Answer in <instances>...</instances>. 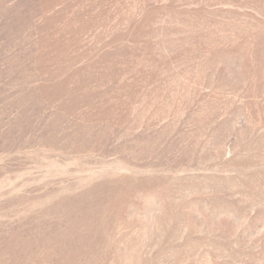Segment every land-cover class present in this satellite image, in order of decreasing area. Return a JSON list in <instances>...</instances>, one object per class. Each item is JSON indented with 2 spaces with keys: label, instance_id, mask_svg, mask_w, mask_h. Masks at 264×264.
Here are the masks:
<instances>
[{
  "label": "rangeland",
  "instance_id": "1",
  "mask_svg": "<svg viewBox=\"0 0 264 264\" xmlns=\"http://www.w3.org/2000/svg\"><path fill=\"white\" fill-rule=\"evenodd\" d=\"M0 264H264V0H0Z\"/></svg>",
  "mask_w": 264,
  "mask_h": 264
}]
</instances>
